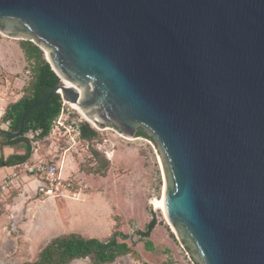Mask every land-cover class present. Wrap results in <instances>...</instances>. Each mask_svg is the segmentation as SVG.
Listing matches in <instances>:
<instances>
[{
  "label": "water",
  "instance_id": "obj_1",
  "mask_svg": "<svg viewBox=\"0 0 264 264\" xmlns=\"http://www.w3.org/2000/svg\"><path fill=\"white\" fill-rule=\"evenodd\" d=\"M97 129L157 148L168 225L197 264H264V0H0Z\"/></svg>",
  "mask_w": 264,
  "mask_h": 264
},
{
  "label": "rangeland",
  "instance_id": "obj_2",
  "mask_svg": "<svg viewBox=\"0 0 264 264\" xmlns=\"http://www.w3.org/2000/svg\"><path fill=\"white\" fill-rule=\"evenodd\" d=\"M20 40L23 39L0 33V100L9 103L18 100L24 94V89L30 77L27 62L19 46ZM63 115V120L66 122L70 120L79 123L88 122L77 108L68 103L63 105ZM89 124L97 130V136L93 141H84L73 133L71 136L62 137L56 131L54 135L40 140L37 151H35L36 153L33 151L32 157L36 154V159L34 160L42 159L47 161H58L65 158L67 164H69L67 169H71L70 166L72 165L74 166L75 172L72 174L88 184V191L98 192L103 191V185H99V182H103L105 176H101L97 171L106 172V176H108L114 163L112 178L117 181L118 190L123 188L124 193H126L128 181L135 178L134 175L137 173V169H135L134 164L137 161L143 172L142 199H144L147 209L152 211L157 219V225L149 237L153 242L154 248L152 251L147 250L140 237L134 235L137 228L136 223L132 222V220H126L123 222L124 227L122 226V230L132 235V238L128 239L127 242L137 255L128 254L122 256L113 264H142L145 261L150 264H165L167 261H171L174 264H191L187 250L177 240L173 233L174 230L168 225L163 211L154 204L155 200H159L163 196L164 179L157 148L153 142L141 137L128 139L121 136L113 128L99 130L91 123ZM0 127L10 130L9 122H1V118ZM27 136L31 139L34 138L30 133ZM2 140L6 139L0 137V150H2ZM34 144L35 139L33 140ZM13 147L17 152H24L21 144ZM92 150H97L99 154L97 156L93 155ZM104 159H108L110 162L106 171L102 168ZM2 200H0V207ZM119 212L122 215L125 213L122 210H119ZM134 212L138 225L144 229L143 213L138 207ZM9 230L13 235L17 236L18 240L23 241L22 236H19L17 229H14L11 224L9 225ZM43 245V242L35 245L31 241L25 260L35 259ZM8 246H11V244ZM8 246L6 245L5 247L7 248ZM6 250L3 254H0V264H22L24 262L22 257L17 258L15 256L18 252L14 253L11 249V251ZM71 264L93 263L90 262L89 258H86L75 260Z\"/></svg>",
  "mask_w": 264,
  "mask_h": 264
},
{
  "label": "crops",
  "instance_id": "obj_3",
  "mask_svg": "<svg viewBox=\"0 0 264 264\" xmlns=\"http://www.w3.org/2000/svg\"><path fill=\"white\" fill-rule=\"evenodd\" d=\"M15 101L17 100L13 102ZM8 104L9 102L0 100V118ZM2 141L0 160L5 161L11 155L21 153L9 145L7 140ZM123 152L125 153L124 150ZM34 159H36V154L32 157V160ZM57 162L62 166L64 175L75 172L73 165L70 166L71 169H67L69 164L65 158ZM134 165L137 173L134 175L135 178L126 184V193L123 192V188L118 190L117 181L112 178L113 163L109 175L103 178V182H99V185H103V191H88L79 200L38 198L36 195L37 183L31 179L20 180L8 194L3 196L0 207V254L7 251L6 249L8 251L11 249L14 253L19 252L16 257H22L24 262L33 261L37 257L33 260H25L31 241L35 245L43 242L44 247L52 238L72 232L85 237L106 238L114 229L115 216L120 218L121 230L122 226L124 227L123 222L126 220L135 222L136 229H143L138 225L134 211L137 207L140 208L145 226L151 220L153 213L147 209L146 203L142 199L143 172L137 161ZM14 166L0 165V178L10 173ZM119 210L125 212L124 215ZM10 224L14 229H17L25 243L19 244L17 236L9 230ZM9 244L11 246H8Z\"/></svg>",
  "mask_w": 264,
  "mask_h": 264
},
{
  "label": "trees",
  "instance_id": "obj_4",
  "mask_svg": "<svg viewBox=\"0 0 264 264\" xmlns=\"http://www.w3.org/2000/svg\"><path fill=\"white\" fill-rule=\"evenodd\" d=\"M19 46L27 62V69L30 72L29 81L24 89V94L15 102L9 103L1 117V122H9L11 130H17L20 125L21 115L24 110L32 104L41 101L47 93L54 87L61 84L60 78L51 68L45 59L44 51L30 40H20ZM63 99L59 93L53 94L44 104L32 109L25 117L22 134L18 137H4L11 146L21 144L24 152L11 155L5 161L0 160V165L14 166L32 161L31 140L28 139L29 132L38 133L36 138L42 140L46 138L54 120L61 114L63 109ZM79 138L90 142L97 136L95 130L88 122L78 123ZM139 137H149L142 129H139ZM92 154L97 156L99 152L92 150ZM110 162L104 159L102 168L108 170ZM101 176H106V172H99ZM116 224L112 233L106 238L85 237L79 233H68L52 238L38 253L33 261H25L23 264H71L75 260L89 258L93 264H113L118 258L131 254L137 255L135 250L127 242L132 235L121 230L119 217L115 216ZM157 225V219L153 216L144 229H136L135 234L144 242L145 248H154L149 239L151 232ZM16 236V235H15ZM23 239V238H22ZM19 244L25 243V240ZM188 252V249H186ZM19 255V252L16 253ZM15 255V256H16ZM191 264H197L193 258ZM142 264H150L143 262ZM165 264H174L167 261Z\"/></svg>",
  "mask_w": 264,
  "mask_h": 264
},
{
  "label": "built area",
  "instance_id": "obj_5",
  "mask_svg": "<svg viewBox=\"0 0 264 264\" xmlns=\"http://www.w3.org/2000/svg\"><path fill=\"white\" fill-rule=\"evenodd\" d=\"M63 119L62 109L61 114L54 120L48 136H52L58 131L62 137L71 136L72 133L79 137V122L71 120L66 122ZM29 133L34 136L33 139L27 137L32 141V152H35L40 143V140L36 138L38 133ZM34 139L35 144L33 145ZM24 179H31L37 183L36 195L41 199L51 197L60 200H79L89 189L88 184L75 175H64L62 166L57 161L37 159L15 165L10 173L0 178V200L10 192L11 188L16 186L17 182Z\"/></svg>",
  "mask_w": 264,
  "mask_h": 264
},
{
  "label": "bare ground",
  "instance_id": "obj_6",
  "mask_svg": "<svg viewBox=\"0 0 264 264\" xmlns=\"http://www.w3.org/2000/svg\"><path fill=\"white\" fill-rule=\"evenodd\" d=\"M72 106H74L75 108H77V106L76 105H72ZM79 110V109H78ZM79 112L83 115V117L85 118V120H87L89 123H91L92 125H94V122L86 115V114H84L83 112H81L80 110H79ZM162 198H163V196H162ZM162 198H160L159 200L157 199V200H155L154 201V204H155V206L157 207V208H159L161 211H163V213H164V215H165V212H164V208H163V203H162V201H163V199Z\"/></svg>",
  "mask_w": 264,
  "mask_h": 264
}]
</instances>
